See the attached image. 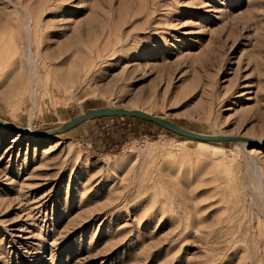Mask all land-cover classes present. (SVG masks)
I'll return each mask as SVG.
<instances>
[{"label":"rangeland","instance_id":"374dc122","mask_svg":"<svg viewBox=\"0 0 264 264\" xmlns=\"http://www.w3.org/2000/svg\"><path fill=\"white\" fill-rule=\"evenodd\" d=\"M107 106L264 141V0H0V120ZM0 264H264V148L128 116L0 128Z\"/></svg>","mask_w":264,"mask_h":264},{"label":"water","instance_id":"95a60500","mask_svg":"<svg viewBox=\"0 0 264 264\" xmlns=\"http://www.w3.org/2000/svg\"><path fill=\"white\" fill-rule=\"evenodd\" d=\"M135 117L140 120H145L148 122H151L158 127L164 128L168 130L169 132L175 134V135H180L183 137L191 138V139H197L201 141H207V142H213V141H224V142H230V141H235V142H244V143H250V146L254 148H264V144H258L253 142L250 138H246L243 136H237V135H223V134H212V135H207V134H202L199 132H192L189 131L185 128H181L178 125H174L170 121L164 119L161 116H156L152 115L150 113H147L145 111H140L138 109H131V108H121V107H100V108H91L89 110H86L74 117L72 119L64 121L60 123L59 125L55 126V128H51L48 130L44 131H37L33 132L30 131L27 128H18L13 126L12 124L0 120V128H4L8 131L14 132L16 134H24L28 135L30 137H46V136H51L55 135V133L59 132H65L67 130L72 129V127L76 126L77 124L90 120V118H107V117Z\"/></svg>","mask_w":264,"mask_h":264},{"label":"bare ground","instance_id":"6f19581e","mask_svg":"<svg viewBox=\"0 0 264 264\" xmlns=\"http://www.w3.org/2000/svg\"><path fill=\"white\" fill-rule=\"evenodd\" d=\"M39 44V42L37 43V40H36V45H37V53H39V46L40 45H38ZM41 54V53H40ZM67 54V53H66ZM43 55V54H42ZM41 56V55H40ZM65 56H67V55H65ZM70 56V55H69ZM68 57V56H67ZM39 56L37 57V60H39ZM45 57L44 56H42L41 57V59H42V62H43V59H44ZM40 61V60H39ZM37 74V72H36V68H34V70H33V72H32V75L34 76V75H36ZM34 86V85H33ZM140 111H142V110H140ZM247 138V137H246ZM252 140V139H251ZM253 142H255V141H253ZM237 143H239V144H241V145H243L244 147H248V146H250V143H244V142H237ZM255 143H258V144H264V141H256ZM251 147V146H250Z\"/></svg>","mask_w":264,"mask_h":264},{"label":"trees","instance_id":"16d2710c","mask_svg":"<svg viewBox=\"0 0 264 264\" xmlns=\"http://www.w3.org/2000/svg\"><path fill=\"white\" fill-rule=\"evenodd\" d=\"M151 123V122H150Z\"/></svg>","mask_w":264,"mask_h":264}]
</instances>
